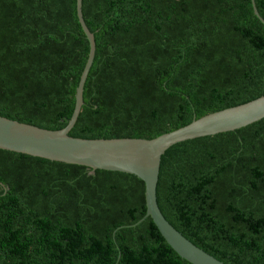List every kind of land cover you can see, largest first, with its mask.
<instances>
[{
  "label": "trees",
  "instance_id": "16d2710c",
  "mask_svg": "<svg viewBox=\"0 0 264 264\" xmlns=\"http://www.w3.org/2000/svg\"><path fill=\"white\" fill-rule=\"evenodd\" d=\"M76 4L0 0L1 116L67 124L89 52ZM81 12L96 49L70 135L156 137L264 94L251 0H82ZM160 210L226 264H264V118L178 142ZM157 229L143 181L0 150V264H192Z\"/></svg>",
  "mask_w": 264,
  "mask_h": 264
},
{
  "label": "water",
  "instance_id": "95a60500",
  "mask_svg": "<svg viewBox=\"0 0 264 264\" xmlns=\"http://www.w3.org/2000/svg\"><path fill=\"white\" fill-rule=\"evenodd\" d=\"M253 10L263 23L255 1ZM82 0L76 16L89 41L88 58L75 90L74 108L67 124L51 128L22 117L0 115V150L38 163L77 164L108 169L145 184L146 216L169 246L192 264H225L185 238L160 210V173L180 141L216 139L230 131L264 118V94L246 102L208 113L156 137H113L70 135L83 104V86L95 55V38L84 22Z\"/></svg>",
  "mask_w": 264,
  "mask_h": 264
},
{
  "label": "rangeland",
  "instance_id": "374dc122",
  "mask_svg": "<svg viewBox=\"0 0 264 264\" xmlns=\"http://www.w3.org/2000/svg\"><path fill=\"white\" fill-rule=\"evenodd\" d=\"M211 255V254H210ZM213 256V255H212ZM216 258V257H215ZM218 259V258H217ZM225 263V262H224ZM226 264V263H225Z\"/></svg>",
  "mask_w": 264,
  "mask_h": 264
}]
</instances>
